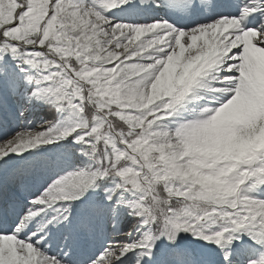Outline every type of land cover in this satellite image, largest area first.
<instances>
[{
    "label": "snow or ice",
    "instance_id": "6c2138e0",
    "mask_svg": "<svg viewBox=\"0 0 264 264\" xmlns=\"http://www.w3.org/2000/svg\"><path fill=\"white\" fill-rule=\"evenodd\" d=\"M0 264H264V0H0Z\"/></svg>",
    "mask_w": 264,
    "mask_h": 264
}]
</instances>
